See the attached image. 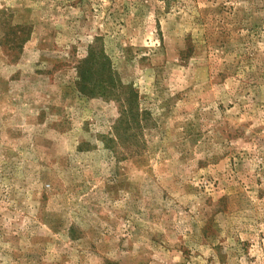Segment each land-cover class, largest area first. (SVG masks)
<instances>
[{
	"label": "rangeland",
	"instance_id": "1",
	"mask_svg": "<svg viewBox=\"0 0 264 264\" xmlns=\"http://www.w3.org/2000/svg\"><path fill=\"white\" fill-rule=\"evenodd\" d=\"M0 264H264V0H0Z\"/></svg>",
	"mask_w": 264,
	"mask_h": 264
},
{
	"label": "trees",
	"instance_id": "2",
	"mask_svg": "<svg viewBox=\"0 0 264 264\" xmlns=\"http://www.w3.org/2000/svg\"><path fill=\"white\" fill-rule=\"evenodd\" d=\"M106 58H104L103 60H101V68H105L106 67ZM80 68H84V70H85V66H81ZM81 69V70H82ZM101 81H102V79H101ZM107 83H110V84H112V89L111 90H114V88H115V86H116V84H115V78H112V80L111 81H108ZM101 85H102V82H101ZM119 100H121V99H119Z\"/></svg>",
	"mask_w": 264,
	"mask_h": 264
}]
</instances>
